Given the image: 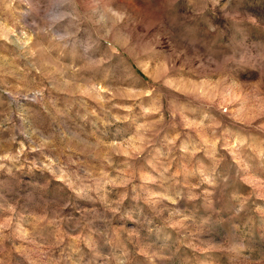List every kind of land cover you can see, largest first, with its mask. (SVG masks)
I'll return each instance as SVG.
<instances>
[{
  "label": "rangeland",
  "instance_id": "obj_1",
  "mask_svg": "<svg viewBox=\"0 0 264 264\" xmlns=\"http://www.w3.org/2000/svg\"><path fill=\"white\" fill-rule=\"evenodd\" d=\"M0 264H264V0H0Z\"/></svg>",
  "mask_w": 264,
  "mask_h": 264
}]
</instances>
